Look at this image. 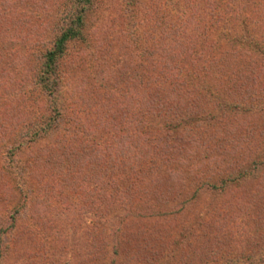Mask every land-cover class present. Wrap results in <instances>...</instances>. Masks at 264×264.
<instances>
[{
	"label": "rangeland",
	"instance_id": "obj_1",
	"mask_svg": "<svg viewBox=\"0 0 264 264\" xmlns=\"http://www.w3.org/2000/svg\"><path fill=\"white\" fill-rule=\"evenodd\" d=\"M16 1L12 8L14 23L8 34L0 38V80L4 79L1 82L5 83L0 88V97L5 94L6 97L13 99L14 107V111L9 115L12 126L8 125L7 129L0 127V149L5 140L10 143L15 140L24 143L22 156L14 165L23 168L28 179L31 178L38 187L43 189L45 185L52 192L49 193L48 203H41L47 204L46 208L36 212L29 206L19 217L17 229L2 236L1 249L4 257L0 259V264H91L90 219L93 221L109 219L108 227L113 230L110 226L115 218L124 212L127 205L134 204L137 201L134 199L136 192L142 191L135 190V195L130 198L119 196L122 201L115 199L118 196L112 200L107 198L106 203L101 206H105L103 212L100 211L97 215L95 199L102 202V198L91 194L89 178L86 177L88 172L83 173L85 180L66 177L68 181L63 183L62 190L58 187L61 183L59 180H55L53 182L55 186L50 187L46 184L51 183L50 176H42L35 172L36 165L32 167L29 155L31 152L35 154L45 149V146H53L55 141L59 144L65 143L67 146L74 143L76 144L74 148L78 147L80 152H85L90 150V144L95 145L97 140L103 141L110 132L119 133L128 141V150L122 155L123 171L124 174L133 175L135 169L140 170L144 179L139 180L136 188H144L149 185L148 183H154V193L158 196L156 198L153 193V202L157 204V208L146 211L145 214L148 215L145 218H142L143 213H140L135 221L136 223L140 221L142 228L152 226H148V230L155 234L154 253H159L154 257L160 255L155 264H250L264 259V239L256 235L257 231L264 233V184L257 188L258 183L251 182L240 190H231L226 195L217 197L206 189L200 191L199 196L193 198L190 203L185 204L184 185L188 179L183 169H178L179 164L188 158L191 161L200 157L198 164H201L200 162L204 164L199 167L203 170L202 173L209 174L210 177L216 167L224 169L226 164L236 166L248 162L253 157L259 158L258 154L264 147V110L257 111V114L234 118L239 132L234 142L230 143L231 134L216 132L215 126L221 121L216 117L226 113L218 106L220 101L209 99L206 102L205 99H208L206 91L200 90V93H195L183 88L172 93L169 88L163 91L158 87V91L162 92L160 95L167 102L172 99L178 100V97L185 94V100L191 107L198 111L206 109L208 113L206 116L202 114L200 124L195 129L186 131L184 124L178 128L180 135L175 131H168L171 138L174 136V140L179 136L176 144L174 143L178 150L172 148L164 157L160 156L163 154L159 153V150L156 154L148 150L146 154L143 145L147 136L143 134L144 123L142 126L141 121L140 86L128 81V76L136 71L135 68L140 63L139 47L147 43L150 46L162 44L170 48L172 56L180 55L183 51L181 46L187 47L189 50L182 52L183 55H186L188 60V55L192 56L194 70L196 67L204 77L198 86L201 85L202 88L209 86L212 83V76L210 77L208 72L207 63L212 61L213 49L218 50V58L223 55L229 60L233 59L228 58L231 54L238 52V48L227 42L233 41L235 35L244 36L243 41L264 40V29L254 30L258 23L256 19L264 21V6L259 15L258 12L250 13L251 24L245 27L227 19L224 0H195L193 2L196 4L195 13L187 16L185 26V21H181L185 15L184 11L192 13L186 7L194 5L192 2L188 4V0H136L133 4L131 0H95L89 8L82 37L68 45L67 54L59 65L58 95L62 116L47 137L33 142L26 136L27 125L34 121H45L49 113L45 109L42 94L31 82L32 72L37 69L41 51L47 39H51V29L46 28L48 20L45 17L49 15L51 20L61 21L64 13L58 8L60 0L54 2L52 0L49 6H41L38 0H32L35 4L28 3L30 0ZM147 4L153 5L155 13L159 11L156 13L157 18L162 17V21H165L162 26L168 28L165 31H170L168 38L161 39L163 42L158 40L159 31H153L155 20L154 22L146 20L148 18L146 15H150V12L147 14L144 12ZM233 25L237 26L232 27ZM181 43L183 44L180 46ZM95 47L99 50V56L96 57L93 54ZM240 59L245 62L236 61L230 66L227 65L224 69L225 74L217 83L222 82L228 73L235 72L233 69L238 70V65L242 64L243 68L249 64L248 86L254 91L248 97L247 106L250 108L253 105L254 109H263L264 99L259 91L264 84V58L261 61L257 55ZM185 62L190 63L186 60ZM228 62L231 63L230 60ZM98 67L111 71L113 76L105 89L93 78L95 68ZM7 73L16 80L7 82L4 77ZM14 81L23 82L26 86L16 92L11 91V94L6 93L5 85L9 84L10 87ZM194 94H201L202 97L196 102H194L196 99L193 100L195 106L191 99ZM261 100L262 105L259 104ZM244 106L242 104V107ZM159 109L154 106L149 111L153 113L154 110L153 114L158 118H169L166 112ZM156 116L148 114L145 119L147 117L155 119ZM231 117L228 116L225 120L231 121ZM150 119L147 121L151 122ZM91 128L94 129V133L91 132ZM182 134H185L183 140ZM197 136L198 139H193ZM214 146L217 150L211 151ZM155 156L157 158L152 162ZM216 156L223 167L216 162ZM144 157L149 160H143ZM124 161H131L134 164L130 165ZM4 167L8 169L7 162H4ZM197 180V177L194 180L189 179L191 188ZM15 183L1 176L0 172V213H7L20 196ZM27 188L28 185L24 186L25 190ZM41 189L39 191L43 193ZM215 205H220L221 209L218 211L213 208ZM109 206L114 211L104 212ZM157 213L160 216H157ZM135 216L132 220L130 218L128 227L133 224ZM32 218L41 223L39 229L34 232L28 230V225L33 221L35 223ZM3 223L0 216V226ZM31 226L34 227V224ZM96 227L101 228L99 225ZM109 230L106 232L107 235L105 234L104 251L110 249L114 243ZM202 230L208 233L209 238L207 235L203 236Z\"/></svg>",
	"mask_w": 264,
	"mask_h": 264
},
{
	"label": "trees",
	"instance_id": "obj_2",
	"mask_svg": "<svg viewBox=\"0 0 264 264\" xmlns=\"http://www.w3.org/2000/svg\"><path fill=\"white\" fill-rule=\"evenodd\" d=\"M38 1L41 6H49L52 3V0ZM54 1L55 0H53V2ZM135 1L136 0H131L132 4L135 3ZM16 2V0H0V38L8 34L14 23V21H12L14 20L12 8ZM94 2L95 0H60V2L58 1V8L64 13L62 20H51L49 15L48 17H45L48 20L46 28L51 29V39H47L45 47L41 51L37 69L32 72L31 82L37 91L42 94L43 100L45 101V109L49 113L48 116L45 117V121H34L32 124L27 125L26 136H28L29 141L37 142L38 140L47 137L48 133L51 129L56 127L62 116L60 110L61 101L58 95L59 65L67 54L68 45L82 37L86 26L89 8H91ZM190 2L193 3L195 0H188V4ZM28 3L35 4L32 0ZM223 3L227 9V19L237 23V25L239 24L245 27L250 23V13L258 12L257 14L259 15L264 6V0H224ZM195 5L196 4L187 7L183 6L192 12L188 13L184 11L185 15L181 21H185V26H187V16L195 13ZM247 6L249 7L247 8ZM153 8V5L147 4V8L144 9L145 14L150 12V15H146L148 17L146 20L148 19L151 22H154L155 20L156 24L153 26V31H159L160 39L158 40L162 41L161 39L168 38V33L170 31H165L168 29L166 26H162L165 24V21H162V17L157 18L156 13L159 11H156L155 13ZM218 14H220V11H218ZM256 20V23H258L255 25L254 30L264 29V21ZM237 25H233L232 27ZM248 34L250 35L251 33ZM242 38H244V36H239V34H237L233 41L227 40L228 43L230 42L231 46L238 48V52L231 54L230 57H228L233 58L229 59L231 63H229V60L224 58L223 55L218 58V50H212V52H214L211 56L212 61H208L207 63L209 64L208 72H210V77L212 76V83L205 88H202L201 85L198 86L204 77L196 67L194 70L192 56L188 55V60L186 55H183L186 50H189L187 47L181 46L183 43L180 44L183 51L180 52L179 56L170 55L171 49L162 44L150 46L145 43L140 45V51L138 53L140 55V63L136 66V71L130 73L128 81H133L140 86V105H142L140 106L142 110L141 121L142 126L144 123L143 134L147 136V139H144L143 145L146 154L148 150H151L153 154H156V151L159 150V153L163 154L159 155L164 157L165 154H169L170 149L174 148L175 150H178V147L174 146V143L176 144L179 136L177 140H174L172 132L171 135L173 138L170 137L168 131H175L180 135L181 133L178 128L184 124L187 126L184 125L186 131L187 129L188 131L195 129L197 128V125L200 124L199 120L203 117L202 114L206 116L208 113L206 109H200V111H198V109L196 110L194 107H191L187 100H185V94L178 97V100L172 99V101L167 102V100L161 96L162 92L158 91V87H161V90L163 91L169 88L172 93L176 90H182L183 88H186L187 91H194L195 93H200V90L206 91L208 95V99H205L206 102L209 101V99L218 102L220 101L218 106H221L222 110L226 113L222 116L219 115V118L216 117V119H221V121H219L220 123L215 126L216 132L219 131L220 134H224V132L231 134L232 136H228L230 138V143L234 142V139L238 137L239 132L237 125H235L236 122H234V118L253 113L257 114V111L260 112L264 110V108L258 110L254 109L253 105L250 108L247 106L249 100L248 97H250V94L254 91L253 88H249L248 86L249 64L243 66V68L241 66L242 64L238 65V70L233 69L235 72L228 73V76L222 82L217 83L218 79L225 74L226 71H224V69L227 65L230 66L236 61L237 63L245 62L240 58L258 55L261 61L263 60L264 40L250 39L243 41ZM157 42L155 41V43ZM93 54H95V57L99 56V50H97V47L93 50ZM235 57H237V59H235ZM185 60L188 62L190 61V63H186ZM147 61L148 63L146 64ZM234 66L237 67L236 64ZM111 75V71L105 70L104 67H98L95 68L93 78L105 89L108 81L113 78ZM4 77L7 82H11L15 79L12 78L10 73L4 74ZM3 80L4 79L1 78L0 88L5 84L1 82ZM12 84L13 85L10 87L9 84L5 85L4 89L6 93L11 94V91L16 92L26 86V84L23 85V82L18 81H14ZM18 86L21 87L19 88ZM259 93L262 94V99H264V84ZM2 97H0V127L7 129L9 128L8 125L12 126V122L10 121L11 117H9V115L14 111L13 99L6 97L5 94H3ZM191 99L192 102L196 99L194 101L196 102L202 99V97L201 94H194ZM242 104L245 106L242 107ZM259 104L262 105L263 100H261ZM152 106H155L158 109L160 108L159 110L164 113L166 112L167 117L169 118H158L153 114L155 112L154 110H152L153 113L149 111L150 108H153ZM148 114H152V117L156 116V118L150 119V117H147V119L151 120V122H148L147 119H145ZM230 115H234V117H231ZM228 116L231 117V121L225 120ZM188 126L190 127L188 128ZM90 130L94 133L93 128ZM182 135L183 140L185 134ZM198 138L199 137L197 136L193 139ZM219 140L220 139H215V141ZM98 141L100 140H97L95 145L90 144V150H86L85 152H80L78 147L74 148L73 146L76 145L74 143H70L67 146L65 143L59 144L55 141L53 146H45V149L38 151L35 154L31 152L29 158L32 161L30 162L32 167H35L36 165L37 169H34V171L39 173V175L50 176L51 183L46 182L47 186H55L53 185V182L59 180L61 183L58 187L61 190L64 186L63 183L68 181L66 177L76 178L79 181L80 179L85 180V178H83V173L88 172L86 177L89 178L91 194H96L95 196H98L97 198H102V202L95 199L98 205H96L97 215L99 214L98 212H103V207L105 206H101L106 203L107 198L112 200L114 197L118 196L115 199H120L122 201L119 196L122 198H130V196L135 195V190H141L142 192H136L134 199L137 201L134 204L131 203L130 205H127L126 209H124L123 205L121 206L122 209H124V212H121L120 214L118 213L119 216L113 221L110 226L113 230L108 227L109 219L107 221H99V219L93 221L90 219V262L91 264H155L160 257V255L154 257L159 254L156 252L154 253L156 245L155 234L148 230V226L150 225L146 228H142V223H140V221L136 223L135 221L140 213H143L141 217L145 218L148 215L145 214L146 211L157 208V204L153 202L154 194L156 198L158 196L154 193V183H148L149 185L144 188H136L139 184V180L144 179L140 170L138 169L136 171L135 169L133 175H129V173L124 174L122 155L126 154V150H128V141L125 137L119 133L114 134L113 132H110L109 136L105 137L103 141ZM3 144V147L0 149L1 176L7 178L10 182H16L15 185L18 187L20 196L15 201L14 205L9 208L7 213H0L4 222L3 225L0 226V259L4 257L1 249L2 236L7 235L11 230L17 229L19 217L29 208V206L30 209L35 210L36 212L46 208L47 204L41 203H46L49 198V193L52 192L50 188L46 187L44 184L43 189L38 187L31 178L28 179L26 171L23 168L14 165V163L18 161V158H21L22 156V150L25 147L24 143L20 141L16 142V140L10 143L5 140L3 141ZM215 147L216 146L210 150H217ZM210 150H208L209 153H211ZM206 155L208 156L209 154L206 153ZM258 155H260L259 158L253 157L248 160V162L245 161L236 166L226 164V168L224 169L216 167L213 171L214 174L210 177H208L209 174L202 173L203 170L199 165L204 163L200 162L201 164H198L199 160H201L200 157L193 158L191 161L190 158H188L184 163L181 162L178 169H183V172L188 179L187 183L184 185V189L186 190L185 204L190 203L193 198L199 196L200 191L203 192L206 189L211 191V194L214 197H217L218 195H226L231 190H240L251 182L258 183L259 187L257 188H260L264 184V147ZM208 157V159H210V156ZM153 158L152 162H155L157 156ZM143 160L149 159L144 157ZM4 162L8 163V169L4 167ZM124 162L130 165L134 164L131 161ZM208 162L210 163V160ZM216 162L220 167H223L218 156H216ZM143 163L144 161H142L141 164L143 165ZM196 177L198 180L194 182V187L191 188V182L189 179L194 180ZM26 185H28V188L25 190L24 186ZM39 189L43 190V193H41ZM110 206L104 212H113L114 209H110ZM213 208H216L219 211L221 206L215 205ZM213 208H211L212 211ZM134 215H136L134 222L132 225L130 224L131 227H128L131 222L130 218L132 220ZM156 215L160 216L158 213ZM103 216L105 215L103 214ZM32 219L35 220V223L33 221V223L28 225V230L34 232L39 229L41 223L37 219ZM32 224H34V227L31 226ZM97 225L101 226V228L96 227ZM199 225L205 227L203 224ZM108 230L114 243L111 245L110 249L107 248L104 251V248H106L105 237ZM201 232L204 237L208 234L203 230ZM158 233L160 232L158 231ZM253 234H255V232H253ZM256 235L257 237L261 236L262 240L264 239V233H262V231H257ZM207 237L209 238L208 235ZM260 262L263 264L264 259H260L255 263L251 262L250 264H259Z\"/></svg>",
	"mask_w": 264,
	"mask_h": 264
}]
</instances>
